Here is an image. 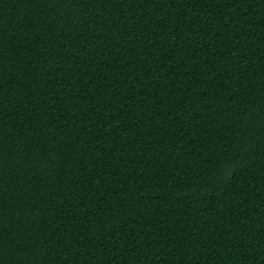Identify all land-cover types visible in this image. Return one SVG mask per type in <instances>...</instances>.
<instances>
[{
	"label": "trees",
	"instance_id": "obj_1",
	"mask_svg": "<svg viewBox=\"0 0 264 264\" xmlns=\"http://www.w3.org/2000/svg\"><path fill=\"white\" fill-rule=\"evenodd\" d=\"M0 264H264V0H0Z\"/></svg>",
	"mask_w": 264,
	"mask_h": 264
}]
</instances>
